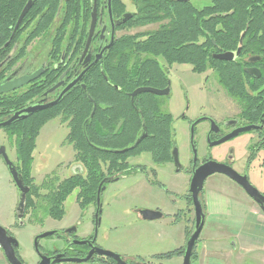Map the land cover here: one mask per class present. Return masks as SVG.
<instances>
[{
  "label": "trees",
  "instance_id": "trees-1",
  "mask_svg": "<svg viewBox=\"0 0 264 264\" xmlns=\"http://www.w3.org/2000/svg\"><path fill=\"white\" fill-rule=\"evenodd\" d=\"M131 2L136 13L125 26L127 29L151 24H160L159 28L146 34L118 38L105 52L103 59L84 75L81 83L70 90L58 105L32 114L5 130L14 140L12 144L18 172L25 186L30 188L26 197L27 211L43 209L45 216L60 221L65 216L64 203L74 191H78L76 200L80 208L95 201L97 189L104 178L101 164L106 165V176L111 177L126 167L121 162L129 156L149 152L155 163L167 158L171 147V116L161 114L158 98L153 95L137 96L133 104L129 98V94L137 88L161 89L166 85L161 61L168 66L188 65L197 74L212 70L229 96L242 100L246 95L240 65L219 60L217 56L236 51L242 34V52H259L261 39L264 38V17L260 7L253 5L255 2L212 0L210 5L200 10L190 3L176 0ZM70 10L68 6L67 11ZM65 27L64 24L59 27V35ZM60 41L58 37V49ZM80 53L73 52L72 58H77ZM61 55L62 52H52L55 62L61 59ZM44 87L6 99L1 106L9 111L17 110L39 95ZM93 106L96 109L91 117ZM54 119L66 124L69 132L65 141L75 153L74 160L83 164L88 174L86 179L79 176L65 179L53 190L49 187L52 183L43 184L41 187L50 191L43 196V205L38 206L35 200L39 201L41 197V187L33 184L31 176L33 152L41 129ZM142 123L147 127L148 138L132 152L116 154L117 150L134 143ZM192 229L186 232L187 237ZM180 255L182 249H177L158 255L156 259L169 260ZM195 257L194 251L193 259Z\"/></svg>",
  "mask_w": 264,
  "mask_h": 264
},
{
  "label": "flooded vegetation",
  "instance_id": "flooded-vegetation-1",
  "mask_svg": "<svg viewBox=\"0 0 264 264\" xmlns=\"http://www.w3.org/2000/svg\"><path fill=\"white\" fill-rule=\"evenodd\" d=\"M211 1L212 0H209L210 4ZM252 1L255 2L253 3V5L260 7L262 16L264 17V0ZM196 2V0H191L190 2L182 3H190L194 8L198 10L203 8L199 7ZM127 5L131 6L133 10L129 11ZM68 6H70L71 8L70 12L67 11ZM120 6L122 7L121 10ZM135 13L136 8L131 0H126V2L124 0H0V86L4 85V83L9 84L15 80L21 79L28 75H32L35 72L41 70L40 76L34 81L28 83L23 87H20L15 91L3 93L0 95V123L6 122L9 116L13 115L15 112L23 110L30 105L36 104L38 102H42V104H48L54 101L58 97L60 92L74 79V77L77 74H80L85 69V67H83L82 65L83 63L79 62L83 52H92L93 57L97 52H103L104 47L111 42V39H113L115 42V40L122 37L121 35L117 37L119 33L128 30L125 26L133 19ZM127 15H130V18L127 19L125 24L117 26L116 23L119 20L126 18ZM92 22L94 23V29L88 48L86 50ZM63 24L66 25V27L63 28L61 34L59 35V27ZM135 35L138 34L128 36ZM58 37H60L61 39V45L59 49L57 48L56 43ZM43 43L45 44L44 48H42ZM108 50H106L105 52H107ZM33 52L38 53L34 54ZM39 52L46 53L42 55ZM52 52H62L61 59L58 62H55V60H53ZM66 52H69L67 57H65ZM73 52L81 53L77 58L73 59ZM232 62L238 63L240 65L239 68L242 72L244 89L246 93L242 100L233 98L226 93L224 88L220 85L214 71H206L210 73L208 75H204L206 72L197 74L194 73L191 68V73L196 77L195 86H197L198 91L205 94H210L212 87L210 89L209 85L215 82L213 79L214 75L219 87L224 90L227 97L232 101L234 108H236V113L234 114V116H228L226 113L223 114L221 109V116L223 117L219 118V120L215 119L211 115L205 114H202L193 120L188 119L186 116L183 117L184 121L187 123L189 135L188 149L190 157L186 164L182 163L183 161L181 155L176 149L173 142L172 115L161 111L162 99L169 96L171 88V82L169 80V69L171 66L161 65L166 85L161 89H152L158 91H164L168 89V93L162 96L154 94L150 95L158 98L161 114L170 115L172 118V122L170 125L171 147L167 158L160 163H155L152 159L151 153L149 152H141L137 155L129 156L123 161V163L121 162V164H125L126 167L120 172H116L114 176L111 177L106 176V165L101 164L104 178L99 184V187L102 184V187L105 190V186L109 184L103 183L105 180H110V183H114L134 173H140L145 176V183L147 186H156L159 189L166 190L165 186L157 181V171L152 170L149 172L145 166H132L129 162V160L138 158L142 154H149L151 157V162L155 165H168L175 174L186 175L188 177L189 187L193 173L195 171L208 163H215L231 169L242 177L246 176L248 178L249 184L264 197V192H261L257 188H255L250 181V174L252 171H254L257 167L264 169V38L261 39L259 52H242L241 47L239 56ZM59 83H61V86L59 88L47 93ZM43 86H45L44 90L39 95L34 97L32 100L27 101L24 106L17 110L9 111L7 107L1 106V104L7 101L6 99L19 97L32 89L41 88ZM135 98H133V100ZM130 100L133 104V100L131 98ZM202 125H204L205 128H201ZM8 127L0 128V132L3 133L5 144L10 147L12 146V143H14V141L11 140L7 131H5ZM143 128H145L146 137L137 146L133 147L139 137L143 134ZM242 129L249 130L237 134V132ZM233 135L235 136L231 139L217 145V143H219L221 140ZM148 136L149 134L147 131V127L145 123H142L140 133L134 143L128 148L117 150L116 152L118 153H115L123 155L132 152L144 140H146ZM224 146H227V150L223 158H221V153L215 155L212 153L213 149ZM125 150L127 151L123 152ZM236 151L240 153L238 159L235 158ZM240 160L243 162V164H241ZM74 162L76 164L75 170L65 179L73 176H79L83 179H86L88 174L86 167L83 164L76 162L75 160ZM14 165L17 168V160L16 164ZM52 175L54 177L50 178L47 183L53 184L52 186H49L52 187L53 190V188H55L58 183L65 179L59 180L56 174ZM213 178L218 180H226L238 191H240L252 203V205L257 208L259 213L264 216V213L260 210L259 206L246 194L243 188L222 174H214L206 179V183H204L203 191L201 193V198L203 196L205 188L207 187V181ZM45 183L46 182H43V184ZM26 187L29 188V186L27 185ZM99 187L97 189L95 201L92 204L84 208H80V206L78 205V208L84 214L88 213V210L92 209V233L87 235L85 238H79L78 232L80 223H76L68 227H63L58 230H52L57 232L54 237H57L64 246L62 249H55L45 255H42V257H46L47 259H49L50 263H52L56 258H58V260L60 261L67 259H85L89 255V252L93 250L94 254L92 255L90 261L84 264H112L111 261L113 260L97 254L99 250H103L97 243V233L101 215V204L99 208L97 204V194ZM41 190H47V194L50 191L49 188L41 187V189H39V194ZM29 192L30 188L28 193ZM76 192L78 193V191ZM103 192L104 191L100 193V199ZM167 193L169 192L167 191ZM47 194H43V196ZM43 196H41L42 199ZM185 201L186 205L193 207L188 192L185 196ZM97 211H99L98 214ZM26 212L27 210L25 208L22 218L18 219V214L15 211V221L12 225L13 228H22L25 226L23 220ZM154 212H159L162 214V217L158 220L171 218L173 225H179V223L185 216V213L180 210H177L176 212L165 213L160 208H156ZM190 219L191 221H189ZM190 219H188V224L189 227L191 224L190 228H192L194 226L195 219H192V217ZM8 233L9 235H12L9 231ZM75 242H85L86 244L79 245ZM42 257H38V261L36 262V264L41 263ZM59 264L74 263L61 262Z\"/></svg>",
  "mask_w": 264,
  "mask_h": 264
},
{
  "label": "rangeland",
  "instance_id": "rangeland-1",
  "mask_svg": "<svg viewBox=\"0 0 264 264\" xmlns=\"http://www.w3.org/2000/svg\"><path fill=\"white\" fill-rule=\"evenodd\" d=\"M124 1L126 2V0ZM196 1L199 7L210 5L209 0ZM127 6L129 11L133 10L131 6ZM159 26L160 24H154L144 28L128 29L119 33L117 37L120 35L146 34L157 30ZM44 47L45 44L43 43L42 48ZM33 53L37 54L38 52ZM39 53L44 55L46 52ZM161 64L166 66L163 61ZM209 73L206 72L204 75ZM195 78V75L191 73L190 66H171L169 69L170 94L162 99L161 106L162 112L172 115L173 142L181 155L183 164H186L190 157L188 127L184 121V116L193 120L205 114L219 120L223 117L221 116L222 112L228 116H234L236 113L232 101L219 87L214 75L215 82L209 85L210 89L212 87L210 94L198 91L197 86H195ZM201 128H205V126L202 125ZM67 133L66 124H62L59 119L49 122L40 131L36 140V149L33 152L31 172L33 184L37 188L41 187L43 182L47 183L50 178L54 177L52 174H56L59 180H63L75 170L73 149L65 141ZM0 145L5 148L8 159L16 164L14 145L9 147L5 144L2 132H0ZM226 150L227 146H224L213 149L212 153L214 155L221 153V158H223ZM239 154L236 151V159H238ZM129 162L132 166L143 165L149 172L157 171V181L163 184L166 190L156 186H147L145 176L140 173H134L118 182L107 184L100 199L101 215L97 233L98 245L104 251L114 253L122 258V254L132 255L133 260H127L129 264L139 262L144 264H183V256L181 255L169 260H160L162 262L159 263H157L156 257L162 255L161 253L175 251L179 245L181 232L183 230L188 231L191 227V224L188 227V223L191 221V217L194 218L193 207L186 205L185 201L189 188L188 177L184 174H175L168 165H155L151 162L149 154H142L138 158L129 160ZM240 162L243 164L241 160ZM250 175L252 185L264 192V169L257 167ZM40 194L41 196L47 194V190H41ZM76 195L77 192L75 191L65 201L66 215L62 221H54L45 216L43 209H38L37 212L28 210L23 220L25 226L13 228L18 194L7 166L0 158V226L7 229L17 240L19 248L16 252L23 264H36L39 256L34 248V240L45 232L80 223L79 238H85L92 233V209L88 210L86 214L82 213L78 208ZM35 202L38 206H42V197ZM156 208H160L165 213L180 210L185 213V216L179 225H167L165 220H157L154 222L156 224L153 225L140 218V211H155ZM188 219L190 220L188 221ZM168 236L170 237L169 241H167ZM63 246L57 237L44 238L39 242V253L45 255L55 249H62ZM221 246L223 252L228 255L235 244L232 241H226ZM234 257L241 258V255ZM243 259L245 264H264V253L249 254Z\"/></svg>",
  "mask_w": 264,
  "mask_h": 264
},
{
  "label": "water",
  "instance_id": "water-1",
  "mask_svg": "<svg viewBox=\"0 0 264 264\" xmlns=\"http://www.w3.org/2000/svg\"><path fill=\"white\" fill-rule=\"evenodd\" d=\"M176 1H178V2H190L191 0H176ZM129 18H130V15H127L126 18L119 20L116 23V25L120 26L122 24H125V22ZM93 29H94V23L92 22L91 28H90V35H89L88 42L86 45V50L88 48ZM243 35L244 34H242L240 37L238 49L236 52H233V53L229 52V53L221 54V55L217 56V59L222 60V61H226V62L234 61L239 56L240 49L242 47ZM113 42H114V40L111 39V42L104 47L103 52H97L94 55V57L92 55V52H83L82 57L80 58L79 62L83 63L82 65H83V67H85V69L80 74H77L74 77V79L60 92V94L58 95V97L54 101H52L48 104H42V102H38L36 104L30 105V106L24 108L21 111L15 112L13 115L8 117V120L6 122L0 123V128L11 126L12 124H14L18 121H23V120L27 119L32 114L38 113V112L43 111V110L50 109V108L58 105L63 100L66 93H68L79 82H81L84 75L92 67H94L97 63H99L103 59L105 51L112 47ZM92 58H93V60H92ZM40 74H41V70L38 72H35L32 75H28V76H25L21 79L15 80L9 84L4 83V85L0 86V95L3 93L15 91V90L19 89L20 87L27 85L28 83L37 79L40 76ZM60 86H61V83L57 84L52 90L48 91L47 93L54 91L55 89L59 88ZM82 89L85 90V87L82 86ZM167 93H168V89H166L164 91H158V90H155L152 88L143 87V88L136 89L132 94H130V98L133 100V98H135L137 95H140V94H154V95L162 96V95H166ZM89 100L91 101V99H89ZM95 109H96V107L93 106V111H92L91 117L93 116ZM143 130H144L143 134L139 137V139L136 141V143L134 144L133 147L137 146L146 137L145 128H143ZM248 130L249 129L239 130V132H237V134L242 133V132H246ZM234 136L235 135L226 137L225 139H223L219 143H217V145L224 143L225 141L231 139ZM126 151L127 150H125L123 152H126ZM116 153H118V152H116ZM0 158L3 159L5 165L7 166L9 174H10L12 181L14 183V186L16 188V191L18 194V202H17L16 212L18 214V219H21L22 215L24 213L25 207H26V197H27L29 188L24 185V181H23L21 175L19 174L17 168L15 167L13 162H11L8 159V156L6 155L4 147H0ZM214 174L225 175L226 177L231 179L233 182H235L239 186H241L243 188V190L246 192V194L259 206L260 210L264 213V197L249 184L248 178L246 176L242 177V176L238 175L237 173H235L234 171H232L231 169H229L225 166H222V165L215 164V163H208V164L200 167L197 171H195L193 173L192 180L190 183V187L188 190V195L191 198L193 209H194V219L195 220H194V226H193V229L191 231V234L187 237L185 244L182 248L183 264H192L195 247L197 245L198 239L200 237V234L202 232V229H203V226L205 223V211H204V206L202 203L201 193L203 191V187H204V183H205L206 179L208 177L214 175ZM103 183H110V180H105ZM102 191H104V188L102 187V184H101V186L99 187V190H98V194H97L98 208L100 207L99 201H100V193ZM98 212L99 211H97V214H98ZM139 214H140L141 218L145 221H155V220H158L162 217L161 213L154 212V211H148V210L140 211ZM71 232H72V230H71ZM56 234H57V232H55V231H49V232H45V233H43V234H41L35 238L34 248H35V251L38 253L39 256L42 257V255L39 253L40 252L39 251L40 240H42L44 238L53 237ZM75 243L79 244V245L86 244L85 242H75ZM18 248H19V244H18L17 240L15 239V237H13L12 235H9L8 230L0 226V249L3 253L6 261L8 262V264H23L20 261V259L18 258L17 253H16ZM93 254H94V252H93V250H91L89 252V255L85 259H67V260L60 261V260H58V258H56L52 263H50V260L47 259L46 257H42V261L40 264H59L61 262L74 263V264H84V263H87L90 261ZM97 254L113 260L116 264H128L124 260V258H122L121 256L116 255V254L111 253V252H108V251L99 250L97 252Z\"/></svg>",
  "mask_w": 264,
  "mask_h": 264
},
{
  "label": "crops",
  "instance_id": "crops-1",
  "mask_svg": "<svg viewBox=\"0 0 264 264\" xmlns=\"http://www.w3.org/2000/svg\"><path fill=\"white\" fill-rule=\"evenodd\" d=\"M202 199L205 223L195 247L196 257L192 264H245L243 257L264 253V216L240 191L226 180L213 178L209 180ZM162 220L167 225H172L171 218ZM148 222L156 224L155 221ZM186 232H181L176 250L183 248L187 239ZM169 240L168 236L167 241ZM226 241L235 244L228 255L221 246ZM239 254L241 258L234 257ZM122 256L126 261L133 260L132 255ZM159 262L162 261L157 260ZM0 264H8L1 250Z\"/></svg>",
  "mask_w": 264,
  "mask_h": 264
},
{
  "label": "built area",
  "instance_id": "built-area-1",
  "mask_svg": "<svg viewBox=\"0 0 264 264\" xmlns=\"http://www.w3.org/2000/svg\"><path fill=\"white\" fill-rule=\"evenodd\" d=\"M1 250V249H0Z\"/></svg>",
  "mask_w": 264,
  "mask_h": 264
}]
</instances>
